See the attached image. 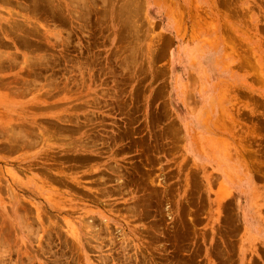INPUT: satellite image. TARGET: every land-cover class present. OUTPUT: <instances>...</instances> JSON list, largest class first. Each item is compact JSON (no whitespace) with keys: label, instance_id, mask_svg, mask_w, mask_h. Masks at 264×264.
I'll use <instances>...</instances> for the list:
<instances>
[{"label":"rangeland","instance_id":"1","mask_svg":"<svg viewBox=\"0 0 264 264\" xmlns=\"http://www.w3.org/2000/svg\"><path fill=\"white\" fill-rule=\"evenodd\" d=\"M0 79V264H264V0H0Z\"/></svg>","mask_w":264,"mask_h":264},{"label":"bare ground","instance_id":"2","mask_svg":"<svg viewBox=\"0 0 264 264\" xmlns=\"http://www.w3.org/2000/svg\"><path fill=\"white\" fill-rule=\"evenodd\" d=\"M33 10H34V9H33ZM54 11H55V10H54ZM14 24H15V23H14ZM14 24H13V25H14ZM16 24H17V23H16ZM10 28H11V27H10ZM13 29H14V28H13ZM17 31H18V30H17ZM7 32H8V30H7ZM53 34H54V33H53ZM5 35H6V34H5ZM2 36H3V35H2ZM56 36H58V35L56 34ZM59 36H60V35H59ZM59 36H58V37H59ZM3 38H4V37H3ZM17 38H18V37H17ZM2 58H3V57H2ZM1 60H2V59H1ZM0 80H1V79H0ZM2 80H3V79H2ZM263 81H264V80H263ZM263 81H262V82H263ZM1 83H2V82H1ZM21 126H22V125H21ZM24 134H25V133H24ZM16 135H18V134H16ZM41 136H42V135H41ZM13 137H14V136H13ZM9 138H10V136H9ZM11 140H12V136H11ZM27 141H28V139H27ZM17 142H18V141H17ZM29 142H30V141H29ZM29 142H28V143H29ZM11 143H12V142H11ZM32 145H33V144H32ZM25 146H26V144H25ZM256 157H257V156H256ZM5 255H6V254H5ZM4 263H5V262H4ZM16 263H18V262H16ZM16 263H15V264H16Z\"/></svg>","mask_w":264,"mask_h":264}]
</instances>
